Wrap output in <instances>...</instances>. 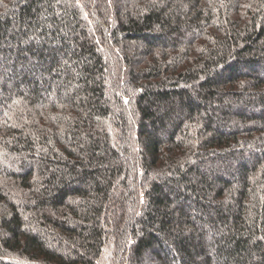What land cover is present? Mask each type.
<instances>
[{"label": "trees", "instance_id": "obj_1", "mask_svg": "<svg viewBox=\"0 0 264 264\" xmlns=\"http://www.w3.org/2000/svg\"><path fill=\"white\" fill-rule=\"evenodd\" d=\"M0 264H264V0H0Z\"/></svg>", "mask_w": 264, "mask_h": 264}]
</instances>
